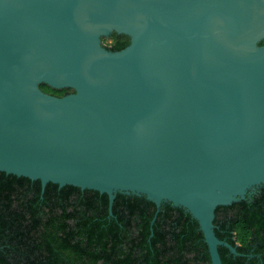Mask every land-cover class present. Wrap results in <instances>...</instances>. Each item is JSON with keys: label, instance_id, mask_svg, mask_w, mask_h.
<instances>
[{"label": "water", "instance_id": "1", "mask_svg": "<svg viewBox=\"0 0 264 264\" xmlns=\"http://www.w3.org/2000/svg\"><path fill=\"white\" fill-rule=\"evenodd\" d=\"M262 41L264 0H0V172L183 209L223 264L216 210L264 188Z\"/></svg>", "mask_w": 264, "mask_h": 264}, {"label": "trees", "instance_id": "2", "mask_svg": "<svg viewBox=\"0 0 264 264\" xmlns=\"http://www.w3.org/2000/svg\"><path fill=\"white\" fill-rule=\"evenodd\" d=\"M110 42V43H108ZM113 52L129 37L103 39ZM264 45V41L261 42ZM62 98L72 89H53ZM216 235L239 255L220 247L223 264H264V189L251 199L216 210ZM0 264H212L198 222L169 204L160 209L146 198L118 195L0 172Z\"/></svg>", "mask_w": 264, "mask_h": 264}, {"label": "flooded vegetation", "instance_id": "3", "mask_svg": "<svg viewBox=\"0 0 264 264\" xmlns=\"http://www.w3.org/2000/svg\"><path fill=\"white\" fill-rule=\"evenodd\" d=\"M262 189H264V188H259V189H256L255 191L251 192L250 195L247 197V199H251V198L254 197L255 195H258V194L262 191ZM224 242H226V241H224ZM225 248H226V247H225ZM229 251H230V250H229ZM237 252H238V251H237ZM230 254L234 255L233 253H231V251H230ZM238 255H239V253H238ZM235 256H237V255H235Z\"/></svg>", "mask_w": 264, "mask_h": 264}, {"label": "rangeland", "instance_id": "4", "mask_svg": "<svg viewBox=\"0 0 264 264\" xmlns=\"http://www.w3.org/2000/svg\"><path fill=\"white\" fill-rule=\"evenodd\" d=\"M108 43H110V42H108Z\"/></svg>", "mask_w": 264, "mask_h": 264}]
</instances>
